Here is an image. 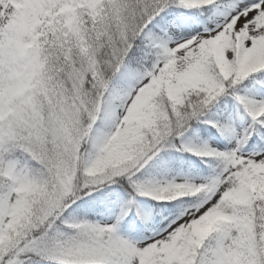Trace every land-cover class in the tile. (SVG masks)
Segmentation results:
<instances>
[{"label":"snow or ice","instance_id":"6c2138e0","mask_svg":"<svg viewBox=\"0 0 264 264\" xmlns=\"http://www.w3.org/2000/svg\"><path fill=\"white\" fill-rule=\"evenodd\" d=\"M0 264H264V0H0Z\"/></svg>","mask_w":264,"mask_h":264}]
</instances>
